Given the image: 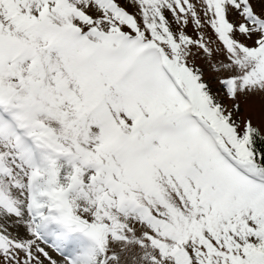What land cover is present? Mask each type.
<instances>
[{"label":"snow or ice","instance_id":"snow-or-ice-1","mask_svg":"<svg viewBox=\"0 0 264 264\" xmlns=\"http://www.w3.org/2000/svg\"><path fill=\"white\" fill-rule=\"evenodd\" d=\"M0 264H264V0H0Z\"/></svg>","mask_w":264,"mask_h":264}]
</instances>
